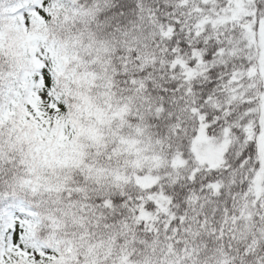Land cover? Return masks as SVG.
I'll list each match as a JSON object with an SVG mask.
<instances>
[{"label": "snow or ice", "instance_id": "obj_1", "mask_svg": "<svg viewBox=\"0 0 264 264\" xmlns=\"http://www.w3.org/2000/svg\"><path fill=\"white\" fill-rule=\"evenodd\" d=\"M0 264H264V0H0Z\"/></svg>", "mask_w": 264, "mask_h": 264}]
</instances>
